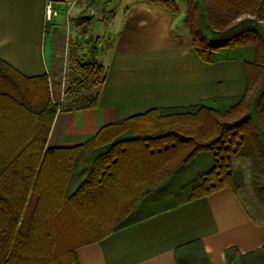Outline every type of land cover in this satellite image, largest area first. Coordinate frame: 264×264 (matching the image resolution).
Here are the masks:
<instances>
[{
	"label": "trees",
	"instance_id": "obj_1",
	"mask_svg": "<svg viewBox=\"0 0 264 264\" xmlns=\"http://www.w3.org/2000/svg\"><path fill=\"white\" fill-rule=\"evenodd\" d=\"M149 2L177 10L176 0ZM86 13L77 19L81 35L90 27ZM184 17L203 61L242 60L245 92L150 109L71 147H46L60 106L48 75L24 76L0 59V264H78L77 247L132 222L145 206L222 187L264 225V0H187ZM91 55L80 61L71 49L78 90L64 109L96 105L105 67ZM163 118L173 126L159 125ZM224 256L229 264H264V247L248 254L229 247ZM174 259L210 264L199 240L176 247Z\"/></svg>",
	"mask_w": 264,
	"mask_h": 264
},
{
	"label": "crops",
	"instance_id": "obj_2",
	"mask_svg": "<svg viewBox=\"0 0 264 264\" xmlns=\"http://www.w3.org/2000/svg\"><path fill=\"white\" fill-rule=\"evenodd\" d=\"M46 1L0 0V59L24 76L49 77L51 72ZM49 1L58 12L73 3ZM176 5L172 11L149 0H112L111 17L103 20L98 15L95 30L100 44L107 46L97 56L105 67L97 103L83 109L58 108L47 148L82 144L102 126L150 109L188 107L201 99L245 92L242 60L203 61L192 46L186 2L180 6L176 0ZM49 89L53 102L61 105L59 85L50 83ZM161 201L145 206L139 211L147 208L145 212L127 225L77 247L78 264H177L175 248L194 240L201 242L210 264H229L226 248L248 254L264 247V225L249 218L229 187L180 204Z\"/></svg>",
	"mask_w": 264,
	"mask_h": 264
},
{
	"label": "rangeland",
	"instance_id": "obj_3",
	"mask_svg": "<svg viewBox=\"0 0 264 264\" xmlns=\"http://www.w3.org/2000/svg\"><path fill=\"white\" fill-rule=\"evenodd\" d=\"M111 1L112 0H73L71 6L69 4L67 7L61 9L51 23L47 24L49 27L48 33H50L52 39V66L49 74V83L53 86L55 84L59 85L63 97H66L67 101L71 97L69 95V93H72L71 88H76L78 90L77 81L75 79L77 72L70 60L71 49L73 48L76 51L78 59L84 62L91 61V52L98 56L102 50L106 49V44H100L101 42L98 36L100 33L95 30L99 24L95 25V22L100 19L98 15L102 17L103 20H107L111 17V9L108 6ZM178 2L180 6H183V3L185 4L187 0H178ZM87 7L89 9H86ZM83 10H87L86 15L90 18V27L85 35H81L80 30L82 24H79L77 20L79 13ZM211 25L214 26L213 23H211ZM94 89L95 88L92 89L93 92ZM64 107V102H62L59 108L63 109ZM171 120L170 118L160 119L159 125L170 126ZM175 126L177 129L178 125ZM244 174H246L245 170ZM177 178L183 180L185 178L184 173L182 174L181 172ZM176 199L177 198L172 200L167 199L166 201L163 200L161 203H170ZM155 206L154 204L152 207ZM145 210L143 212H145ZM142 213H133L131 218L133 219ZM237 264H243V262L238 261ZM249 264L255 263L250 262Z\"/></svg>",
	"mask_w": 264,
	"mask_h": 264
},
{
	"label": "built area",
	"instance_id": "obj_4",
	"mask_svg": "<svg viewBox=\"0 0 264 264\" xmlns=\"http://www.w3.org/2000/svg\"><path fill=\"white\" fill-rule=\"evenodd\" d=\"M58 15L57 9L53 6L52 2L47 0L44 4V19L46 23L51 21Z\"/></svg>",
	"mask_w": 264,
	"mask_h": 264
}]
</instances>
